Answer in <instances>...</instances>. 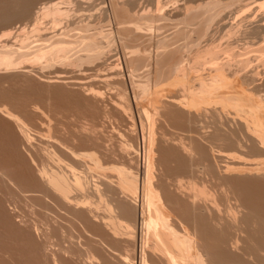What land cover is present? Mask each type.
I'll list each match as a JSON object with an SVG mask.
<instances>
[{"label":"bare ground","instance_id":"6f19581e","mask_svg":"<svg viewBox=\"0 0 264 264\" xmlns=\"http://www.w3.org/2000/svg\"><path fill=\"white\" fill-rule=\"evenodd\" d=\"M82 1L84 0H0V26L1 27L9 26V24L11 26V23L13 22L16 26H13V25L12 26L15 28L16 31L24 32L23 30L25 29L26 26L23 25L24 22L20 23V21L22 22V20L24 21L29 20L30 22L29 25H31L32 27V28L30 27V29L32 30L33 28L36 27L37 24L44 25V23H42L41 20L45 18V16H47L48 19L50 18L49 19L50 21L49 20L48 21L50 23L51 22L53 23L52 27L55 26L54 27L55 29L53 30V28H51V26L48 25L51 28L52 36L49 34L50 29L48 31L43 29V32H46L49 35V36L47 35V38H45L46 36H42V35L38 37V35L35 34L34 35L35 39L31 38V40L33 39L32 42L34 44L32 45L30 43L31 41L30 42L28 41L31 44L30 47H29L30 44L26 42L27 41L26 39H24L25 41L21 40L22 42L23 41L26 42L25 46L28 44V47L27 46L26 47L29 49H25V51L27 52L23 50L26 47L21 46L22 48H20V43L18 41L19 50L21 52L24 51V53L22 54V57H20L18 60H21V58H23L25 55L27 57L30 56L28 55L30 53L28 51H32L33 54L29 58H32L33 61H35L36 59L38 60V58L42 57L41 60L44 59L49 62L48 57H50V60H53L55 62L57 61L60 63V68L58 69V71H60L61 67H63L64 69L66 65H70L71 67L76 63L78 65L79 61L81 63V60L84 61L87 58L88 60L90 59L91 61L98 54H99L98 56L104 57L105 50L101 48L104 46V45L102 46L101 42L103 40V36H105L106 33L104 34L102 33L101 38L99 37L100 39H102L101 41H99V39H96L95 38L96 36L93 37L95 35L94 33H91V36L92 35L93 36L90 37L89 36L90 34L87 36H84L82 32H81L82 35L80 36L81 37L83 36V38L81 39V37L78 36L79 34L76 33L75 35H77L76 38L78 39L74 40V38L72 37L74 33L73 34L69 33V35H66L68 34V32H72V30L74 29V28L72 29L69 27L72 25L71 23L73 22L70 21L71 22L70 24H66L63 18L55 19L56 17L62 16V17H65L67 20L65 18L64 19L68 21L69 23V20L67 17H69L70 19V17L72 16L71 15L72 13L74 15L76 14L74 13V11L77 10L75 8L79 7V5H77L75 8L73 7L77 3L80 4V2ZM86 1L88 0H85V2ZM95 1L96 0H94V2ZM111 1H112L111 3H113V0ZM158 1L159 0H156L157 7L159 4ZM200 1L201 3H198V5L192 6V8L194 7L193 9L191 7H190L191 9L188 7L187 12L190 13V15L194 18V21L192 22V24L197 26V30L199 29L198 33L201 32L199 33V36L197 35V38L199 37L200 40L201 38H203V41H204L205 39L204 37H206L207 34L210 32V28L212 26L214 15L212 16V18L204 20L202 19V14L209 12L213 7H216L222 4V2L226 3L229 0H227L226 2L225 0H200ZM251 1L254 2V3L251 2V5L255 7L257 6V8H260L262 7L261 5H264L262 4L264 3V0H260V1L251 0ZM88 2L86 4H88ZM91 2H89L90 3L89 5H91ZM115 2L114 4H117ZM72 3H75V4L73 5ZM111 3L109 2V4H107L109 6V9L108 10L106 9L107 11L103 10V13H100L98 15H96L97 12L99 13V11L104 9V6H107V5H104L105 3H103L101 7L97 6L98 9L100 8L99 11L98 10H96L97 12L94 11L96 14L94 12H90V14L91 13L95 14V15L93 14V16L91 14V17H88L89 12L86 10L87 6L84 7L85 9H82L83 5H80L82 6V8L79 7L80 11L86 10L87 13L85 15L87 16L82 14V13H85L86 11L80 12L79 10L78 11L81 14L78 12V15L79 14L82 15L80 16L81 19L85 16L82 21L84 22V20H86L87 21V22L85 21L86 25L87 24H93V26H95L96 24L98 26L104 25L103 26L104 28L106 26L109 27L113 25V27L117 28L116 39L122 41V43L123 42L125 43L128 38L132 39L135 50H130V51L124 50L125 54H127L129 58L128 63L130 65L128 67L131 68V70L129 69L127 74L131 76V79L132 78L134 79V77H140V78L145 77L146 79L148 75V71L145 70V66L143 65V63L137 60L138 59L137 57L141 55L139 53L140 49L138 48V46L145 44L150 37H147V36L141 37L140 35H138V33L136 34L135 31L131 30L132 29L131 27H133L132 25L128 26L131 20V16L135 17L134 19H136V17L139 16L141 11H144L143 10L144 8L142 9L143 6L141 7L142 10L138 8L134 0H125L124 3L121 1L120 5L123 3L122 6H117V5L112 6ZM248 3L250 4V2ZM248 3H244V5L248 6L249 5ZM62 4H66L68 6L66 5L62 6ZM70 4H72L73 10L71 9V6H69ZM139 4L141 5V3ZM247 6L246 7L242 6L238 10L234 9L235 12H231V14L233 13L231 17L227 16L226 14H225L226 15L225 17H222V16L219 17V21H221L220 25L218 26L217 24L218 22L215 24L216 27L218 26L222 28V30L220 31H223V29L227 28L228 35L227 34H221V35L229 36L230 34V37L234 36L232 38L229 37L230 39L228 37H226L228 38L227 40L225 39L226 40L225 43H227L228 40H231L232 46L230 43L222 44L224 40L222 37L220 38V40L222 39L221 44L214 43L215 42L214 40L212 41L209 40V42H206L208 41V39L207 40L205 39L206 41H204V45H203V41L201 40L202 46H192L193 51L195 50V54L193 55L194 59H192V61L194 62H192V64H189L190 72H193L195 70L197 71L196 67L198 68V66L199 68L201 67L200 68L201 72L198 73L195 71L196 73L194 75V76H199V77L194 78V79H198L197 80L198 87H196L197 91L195 90L194 92H192V90H190L188 94L183 95V96H181L179 93L178 94L176 93L177 95H179L178 97L161 98V100L166 99L164 102H162L165 105L158 106L157 112L153 111V114L154 113L157 114L159 112L158 114L161 115L166 121L172 120L174 122H177L182 127V130L185 133V134H181L180 136L177 135L178 136L177 138L176 136L172 139H171L172 136L171 137L169 136L170 138L167 137L168 139H171L170 142L167 141L168 139L166 140L165 138L166 135H165L164 136L165 139L164 138L163 139L166 141H164L163 139L161 140H163L164 143L166 142L167 144L166 143L165 144L167 146L165 145L166 147L159 149L161 150L160 151L161 155L159 154L160 157L157 160H155L154 158L156 156H154L155 155L154 154V151H155L154 150V140L155 139L153 136L154 135L153 128L156 124L155 122H157V121H154L155 119L153 118H156V117L152 116V119H151L149 117L150 115H149L148 110L145 108H142L141 106V112L143 113L144 117L147 119V122L150 121L148 125L151 127L150 128L151 131H149L150 130L149 129L148 134L146 133L148 136H146L144 133L141 134L140 148L142 149L141 150L142 155L140 154V158H139L140 162H138L140 164L136 165L135 167H132V165L134 164L131 165V161L128 166L122 165V167H118L119 166L118 164V166L116 167L118 170V173L113 172L115 170L112 171L114 167L113 164H110V166L105 165V167H101L104 165H102L103 163L101 164L99 162L100 160L99 157L105 158L106 156L108 158L111 156L112 157L117 156L118 158L124 161L127 158L136 160L137 157L139 156L138 149L136 147L138 144L133 145L132 143H130L131 141H129L128 143L127 142L128 140L126 141L122 140L124 143L117 145L118 146L117 148L115 146H112V143L111 144L109 143L108 140H111V139H108L106 135H103L104 128H105L104 121H106L107 118H110L111 113H115V115L113 114V116L114 117L118 116L117 117L118 120L120 119L122 123H125L128 125L132 123V121L134 120L133 119L134 117L131 116L132 111L129 113L131 109L130 105L132 104H129V102L122 103L120 100H119L120 101L119 103H117L116 101H111L110 103L108 102L111 110L108 109L109 108L107 107L108 103L106 104L107 106H105L106 101L104 100V102H102V99H101V102L104 103L102 104L99 101L100 99L98 98V95L100 94L96 92V90L91 88V85H89L91 78L90 80H87V82L82 80L83 78H81V81L78 80V81L72 82V80L75 79L76 76H74L75 78L71 77L70 76L71 70H68L70 73H68L66 70L68 68H66L65 70L67 74L69 75H67L64 72H61V71L60 72L66 74L68 77H70V79L73 78L71 79L70 82H69L70 80L69 78L66 79L67 76H65L66 78L64 79L63 77L64 74L62 75L58 74L57 70H56L57 74L55 73L53 74L56 77L47 79V82L50 83V85L51 84L56 85V87L58 85L64 86L67 84L71 86V88L73 89V90H69V91H72L70 93L66 91H61V94H59L60 91L59 92L57 91V93L60 96L59 99L60 100L62 99L63 101V103L61 104L67 103L69 105L70 102H73V103L75 102L76 103L75 108H77V104L79 103L83 105V106L80 105V108L78 107L79 109H81L82 107L84 109V106H85L84 110L87 109V111H85V114H86L85 117L83 114L84 111L83 113L81 112L82 114L80 113V115H82L84 119V124L80 125L82 126V131L84 134L81 136L80 139L73 137L70 139V141L65 142L63 140L64 142H61L59 141L60 137L57 138L58 136L54 135L56 137L55 139V138H50L52 137L50 135L49 138L48 137L46 138L47 140L42 139V138H38L40 139L38 140L36 138L39 142L36 143V140H35L36 144L35 143L33 144L32 141L36 136L31 137L29 135L30 130H28L29 132L27 133V129H26L27 125L22 120H19L17 118L19 115L18 116L15 115L16 117H14L11 111L9 110L2 111L0 108V111H2V113L4 112V116H6V118L11 121L12 126L14 125V127L18 131L16 132L18 133L17 135H19V137H17L19 138L18 140L19 142L16 141L17 145L14 144L16 147L13 148L16 150L15 151L13 150V151L16 153V156H19V158L22 159V162L24 165V168H23L22 162H20L21 160L18 161L19 159L18 158L17 163L18 165L20 163V166H22L23 170L21 171V169H17L19 170L18 174L16 173L17 175L16 174L11 175V172L13 170L11 169L12 171L9 172L10 170L8 171L7 165L5 164V161H4L5 165L4 166L0 165V179H1L0 183H2L3 186L10 185V184L12 185V190L10 189L8 190H10V192L12 191L11 193L14 197L12 195H9L10 197L11 196L13 198L17 197V199L21 200L25 204L26 203L29 204V206L32 205L30 203H33L32 208L29 211L30 214L28 213L30 217L29 216L27 217L23 215L22 213L21 215L16 210L12 212L8 210V208H6V206L4 205V202L6 204L7 200H5L3 196H0V226L2 229H4L5 227L8 230L6 232H10L8 234L12 233L13 240H14V237L16 239L19 238L18 241L20 244L16 243L17 242L16 240L15 241L16 244L14 243L13 245H15V247L20 245L19 247L21 251L23 250L22 254L24 252H28V255L25 258H23V255H22V259H21V256L18 255L21 253H19L20 251L18 252L16 251L17 249L16 247L15 254H10L11 257H13L11 258L10 255L8 254V251L11 253L13 252L12 251L13 249L10 250V248L12 247H10L9 250L7 249L8 248L7 245H10L8 244V242L11 243V241L7 239L8 241L7 242L5 241L4 245L3 243L1 244L0 242L1 258L2 256H4V258L6 259V257L9 256L11 260L13 259L12 260L13 263H11L10 261V264H62V260L65 259V257L63 256H66L67 255L66 253L70 252L72 253L71 255L74 254L73 257L78 256V255L81 256V257L79 256L78 257H79V260L80 258L82 259L79 261L82 264H86V263L95 264V262H98V257L96 256L95 253L98 252L97 248H99L100 246L99 244L96 243L97 246L99 247L93 248L92 246L94 245H91L92 244L91 242H90L91 246L88 244L90 247H88V245L86 246L85 244L89 242L85 243L84 240H82V238L84 237L83 235H86L87 237L89 236L90 239L91 237L92 239L95 237V239L99 240L98 242L103 247L108 249L113 254L119 255L118 257L119 264H156V262H158L157 264L159 263L160 264H264V201L262 200L264 198V196L262 198V195H264V105L261 106V104L258 103L259 100L261 101V98H260L261 96L259 95L260 97H258V93L260 91L259 84L264 77L262 78L261 76H259V74H261L260 71H257L256 69L253 70L254 67L253 68L249 67L250 69H252V71L249 70L248 66L251 65L250 60L246 59V61H248L247 62L248 65H246L247 63L244 65L245 61L242 60V58L240 60L239 56L238 57L236 56L238 55L239 51H237V54L234 53V51L238 48L237 46H239V45L237 46L234 45V44H237V42L235 43L234 41H238L242 37L246 39L249 38L248 40H251L250 38L256 37L254 39L258 38V42L261 43L260 45L257 42L259 44L257 51L260 50L259 52L263 53V54L259 53L258 57L260 56L261 58L259 57L260 58L259 59L257 57L260 61H258L257 59L256 62H258L257 64L259 63L261 64L264 61L263 60L261 62V59H262L261 55L264 56V36L262 35L264 34V13L263 14L261 13V10L263 9V7L260 8L261 10L260 9L255 10L256 8L253 7L254 10L252 11L253 12L256 11V12H254L255 14H253L252 16V14L246 13V9L247 10L248 8L249 10L252 9L249 6L247 8ZM91 7L90 8L88 7L87 9L91 10ZM93 7L91 11H93L94 9ZM244 7L246 8L243 10L245 12V15L242 12V9ZM234 10H229V13L230 11H234ZM249 10L247 12H250ZM219 11H224V9L223 10L221 9ZM219 11L218 13H220ZM241 14L244 16L245 20L247 19V16H248V19L250 17L249 15L252 16V18L250 17L251 20L247 19L249 22L246 20L248 24L247 23L244 24L243 21L245 20L243 19H240L241 21L243 20L242 21L243 24L240 23L241 21H239L238 18H241L239 17ZM142 15H143V12L141 13L139 17H141ZM74 17L73 16L71 17L72 20H74L73 19ZM51 18L54 20L52 21ZM128 18H130L129 21H128ZM58 19L63 20L65 24L63 25L62 21L60 22ZM75 20L76 21L74 23L78 24L79 21L77 20H80V19L75 18ZM40 21L42 24L39 23ZM82 21L80 20L81 23L78 25L80 26L82 25V27L85 26L86 28V25L85 24L83 25ZM18 22L20 24H16ZM246 24H247V27L248 26L249 27L245 29L244 27L246 26ZM58 26H60V28ZM233 26H236L237 28ZM82 27L80 29L81 31L82 29H84ZM108 27L106 28L108 29V31H110L109 29L110 27L109 28ZM231 27L237 30L231 31ZM48 28H45V29H48ZM67 28L71 30L68 29L69 30L68 31L66 30ZM88 28L89 27H87L86 29ZM35 29L33 31L36 32L37 29L36 30ZM240 29L242 30V34H241L243 35L242 37L238 35L237 33H235V31L236 32L238 31V33H240L241 32L239 31ZM83 32H86V30L84 29ZM103 32H106V31H103ZM231 32H234V33H231ZM234 34H236L240 38L236 40L238 38L236 36V39L233 41L232 39L235 38ZM108 35L109 33L106 35L107 38H108ZM35 36H37V38ZM24 37H26V35ZM16 38L18 40V38L20 39L21 36L16 37ZM105 38L106 37H104V39ZM178 38H180L179 35L171 38L170 40L171 43L176 42V39ZM206 38H209V37H206ZM215 39L218 40L219 38L218 39L215 38ZM246 39H244V41ZM54 41H57V42H54ZM106 41L108 40H104L103 42L107 44L108 42ZM240 41H243V40L242 39L239 40L238 44ZM255 41L253 40L252 42L254 43ZM7 42L9 44V40H7ZM1 44L6 45L7 43L2 42L0 43V45ZM13 45H15V43ZM13 45L11 44L8 46L14 47ZM16 46L14 48L17 51H19L16 48ZM3 47L6 48L3 45L0 48H2V50L4 51L5 49H3ZM160 47H161L160 43L159 45L156 44L157 52L160 51ZM100 48L104 50V51L102 50L104 53L102 51L100 53V50H101ZM233 48H236V49L233 50ZM10 50L7 51V48H6V53L13 52L12 50L11 51ZM17 51L14 50L15 53L13 54V56L17 53ZM20 51L18 53H20ZM97 51L99 53H97ZM190 51L192 52V50ZM2 52L0 51V62H4V65L5 64L7 65V63L5 62H8L9 64L10 63L13 64L15 62L14 60H11V59L14 57L16 58L17 55L10 58L9 56L10 54L7 55L5 51L2 54ZM93 52H95V56L93 55L94 57L93 56L92 58H89V56L86 57L88 53L90 55V54H93ZM224 54H225L224 57L227 58L226 60L221 57ZM234 54L237 57V63H236V59L233 60V62H235L234 63L235 66H232L234 64L231 63L230 59L234 56ZM83 56H85L84 60L82 59ZM206 56L208 60H206L207 58L205 59ZM219 57H221V59L223 60L222 62H219V60H221ZM97 58H95V60H97ZM202 58H203V61H202ZM101 59L103 60V58ZM27 60H29V62L31 61L30 59H27ZM88 60H86V62ZM90 61H88L89 64H90ZM103 61L98 62V64H102L101 62H103L104 64L102 65H105V59ZM201 61L203 62L204 65L201 64ZM94 62H97V61H93V63ZM51 63L52 62H50L49 64ZM88 63L87 64L85 63L86 64L85 68L90 66V65L87 66ZM205 63H207V65ZM2 64L3 63H0V65ZM27 64L29 65L30 63H26V65ZM120 64L116 63L114 64V66L115 65L118 66ZM155 64H157V66L159 67V60L158 61L156 60ZM93 65L94 64H92V66L90 67H93ZM102 65H99V66H102ZM178 65L180 64L176 63L175 65L172 66L173 77L176 79V81L181 82V84H183L182 85L183 87L181 88H184V86L187 85L185 82L186 80L183 79V76L181 77L180 73L182 72L184 73L185 69H182L180 65V70H178L179 68ZM262 65L264 64L262 63ZM57 66L59 67L58 64ZM75 66L76 65H74V67ZM124 66H126V64ZM203 66H205L204 67L205 69L208 67L207 69L209 71L203 68V72H202ZM261 66L258 65L257 67H261ZM32 67H33V64H32ZM32 67L30 68L32 69ZM66 67H69V66H66ZM71 67H69V69ZM24 68H26V66ZM30 68L28 67V69L26 70H31ZM118 68L119 70H117V72L115 71L116 73L112 71L115 75L112 74L111 76V71H110L111 69L109 68H108V70L110 71L109 75L111 77L108 76L107 70L106 72H104V75L105 73H107L106 75L109 78H111L112 80L115 79V81L113 82L111 80V83L109 85H111L112 83L114 85L116 83L118 85L117 87H120V86L124 87L123 89L124 92H121L122 91L121 89L119 94L117 93L118 96L128 95L127 93L129 92L127 91V86L125 87L126 80L128 81V79L125 78L126 80L124 84V81L122 82V78H121L120 79L121 82L119 83L118 79L123 76V75L122 76L120 75V72H121L120 70L123 67L121 68L118 67ZM118 68L116 67V69ZM192 68H193V71H191ZM244 68H245V71L242 72V69L244 70ZM63 69L62 71H65ZM140 69H142L143 71L136 72ZM248 70L250 71V73ZM49 71H52V70H49ZM76 72L74 71L72 73H76ZM82 72L80 73L82 74ZM87 72H85V75L87 74ZM153 72L155 76L153 75V73L151 74V77L153 78V80H152V84L150 87H157L160 84L161 77H163V74H162L163 72L159 70V68ZM253 72H256V74L257 72H259L257 74L258 77ZM23 73H24V70H23ZM27 73H30V72H27ZM71 75H74V74H71ZM104 75H103V78H100L101 76L97 77V75L95 77H97V79H102V80H106V78L108 79L107 76H105L106 78L104 79ZM117 75L119 76L118 79H116ZM50 77H52V75ZM260 77L262 78L261 80H260ZM189 78H190L189 80H191V77ZM94 79L96 80V78ZM258 79L260 81L257 83L256 81ZM117 80H118V83L121 85L117 83ZM139 80L141 82L142 78ZM34 82L36 81L34 80ZM135 83H132V84H135ZM114 86L116 89V85ZM114 86L110 87V89L111 88L113 89ZM133 87L131 85V88ZM24 88L25 87H23V90ZM57 88L55 89L59 90ZM148 88L149 87H147V85L142 86V97L145 95H150L151 91L148 92L149 91ZM181 88L179 87V90ZM60 90H63V89L60 88ZM257 90L259 91L257 92ZM6 91L7 90H5V92ZM5 92H3V96ZM185 92L183 91L182 93L185 94ZM7 93L8 92H6V94ZM257 97H258V100H257ZM138 98H141V96ZM54 99L57 100L56 97ZM34 100L35 99H33V102H35ZM97 100L101 103L100 105L102 106L104 105L105 108L98 105ZM36 101L39 102V99L36 98ZM135 103L137 104L136 98H135ZM17 104H18V101H17ZM19 104L22 105V103H19ZM99 106L102 109H100ZM197 106L199 107L198 109L199 111L195 113L196 111L194 112L195 109L193 108H196ZM78 108L76 110L74 108L73 109L74 111H78ZM155 109L157 110V108ZM67 110L68 109H65V112ZM72 111L73 110H71L70 113H72ZM62 112H64V108ZM30 113H32V111ZM64 114H65V117L67 118V114L66 113ZM75 114H78V113L76 112ZM56 115L54 117H56ZM54 117L52 118L54 119ZM65 117L59 116L56 119L64 120L66 119ZM70 117H73L72 114H70L68 119L70 121L73 120V118L70 119ZM111 118L113 117L111 116ZM56 119H55V122L54 121L53 122L57 123L58 125L60 122L59 120H56ZM66 121L67 119L63 122H66ZM50 124H53V123L50 122ZM57 125H54V126L56 127ZM179 129L181 130V128ZM49 130H48V133H49ZM144 135L147 137L146 139ZM47 136L49 135L47 134ZM130 138L131 137H129V139ZM77 140H80L83 143L85 142L84 143L85 148L80 149L79 148L80 145L78 144ZM12 141L15 142V140H12ZM108 144L110 145L108 146ZM113 145H116V144L113 143ZM1 148L2 147H0V150ZM20 151H23L22 155ZM15 153L12 154L13 158H14ZM99 153L100 155L102 153L104 156L102 155L99 156ZM132 156L136 158L133 157L134 158L133 159ZM112 157H111V160L113 159ZM86 158H88L87 161L89 160L90 163L87 161L86 162L84 161V159ZM102 159L103 158H101V160ZM108 159H109L108 163H111L110 158ZM170 162H173V164H170ZM88 163L90 165H88ZM157 165L163 166L165 170L169 171L168 172L169 175L165 176L167 173H165V175L161 173L163 176H165V178H163L161 174H160L161 178L154 177L153 171H154V167H156ZM5 166L7 169L5 168ZM107 166H108V169L109 167H112L110 168L111 170H107V172L111 171L110 173L116 174V175L113 174L114 175L113 176L108 173L109 175L115 177L114 179L111 176H109L107 173H106L107 175L104 174L106 170L103 172L99 170V168L105 169ZM11 167L9 166V169ZM156 176L160 177L159 175H156ZM168 176L169 178H166ZM154 178L155 179L157 178V180L159 179L160 180L157 181V183H155ZM112 191L114 192L112 193ZM162 202H165V203H162ZM129 203L133 204V206H131V204L129 205ZM101 206L107 211V215L102 217V215H104L102 214L100 216V219L103 223H105V225L108 226L107 230H109L108 232H110L109 235L110 236L112 235L115 238L116 237L118 238L117 235H122L121 238L124 237L128 239V241L130 242V246H131L130 251H128V249L125 248L124 249L125 251L122 249L124 253H117L119 251L115 250L117 248L116 246H115L116 247L115 249L112 248L113 246L111 247L107 243L106 240L105 242L104 240L99 238L100 235L97 234L99 236L97 237V235L94 233V231H96L97 228L99 227L97 225L99 222L97 224L96 222L100 221V219H97L99 218L98 217L99 213L96 214V211L99 212L98 209H102ZM68 215L74 218H77L80 222L81 232L76 231L78 232L76 233V235H73L74 233H71V231H70L71 234L68 233L69 231L68 232L66 231L65 223L67 222L66 219ZM16 217L18 219H16ZM104 229H106V226L105 228L103 226V230ZM98 231H99V228H98ZM13 234H15L14 237H13ZM7 236L8 238L10 237V240H11V236L9 235ZM16 236H19V237H16ZM109 237L107 238L109 239ZM122 244H124V242ZM84 245H85V249L83 250H85V253L80 255L81 250L78 251V248L80 249L82 246L84 247ZM71 246L74 247V249L71 248ZM5 252H7L8 256ZM129 252H134V253L133 255H131ZM5 254H6V257H5ZM13 255H18L19 257L18 256H15V257L18 259V261L20 259L21 260L19 262L18 261L16 262L17 259L15 260ZM4 258L2 262L5 260ZM74 259H78V258H74ZM7 261L9 262V260ZM118 263L111 262V261L109 262V261L104 260L101 264H118Z\"/></svg>","mask_w":264,"mask_h":264},{"label":"rangeland","instance_id":"374dc122","mask_svg":"<svg viewBox=\"0 0 264 264\" xmlns=\"http://www.w3.org/2000/svg\"><path fill=\"white\" fill-rule=\"evenodd\" d=\"M91 2V5H92V7L94 8L93 9V11H91L92 10V7H91V5H89L90 3L89 2ZM88 1H86L85 2V0L84 1H82V2H80V4H76L74 7L72 6V4L74 5L75 3H72V4H70L69 6H71V9L73 10V8H75L77 5H79V7H81L82 8V6H80V5H83V8L82 9H85L84 7H86V10L89 12V15H88V17H91V14H92V16H93V14L95 13V12H97L96 10H98L99 11V9H98V7L100 6L101 7V5L103 4V3H105L104 5H107V4H109V2L111 3L112 1L110 0H96L95 2H94V0H88ZM101 1V2H100ZM116 0H113V3H111L112 4V6L113 5H117V6H122L123 5V3L125 2V0H117L116 2H115ZM121 1L123 2L121 5H120V3H121ZM137 1V2H136ZM227 0H225V2H226ZM260 1V0H259ZM85 2V3H84ZM88 2V4H86ZM114 2L115 3H117V4H114ZM134 2L137 4L136 6L138 7V8H140L141 9V7H142V9L144 10V11H141V13L143 12V15L141 16V17H139L140 15H141V13L139 14V18L138 17H136V19H134L135 17H133V16H131V20H130V18H128V21L130 20V22H129V24H128V26H130V25H132L133 27H131L132 29L131 30H133V31H135L136 32V34L138 33V35H140L141 37L143 36H147V37H150L148 40H147V42L145 43V44H142V45H140V46H138V48L140 49V54L141 55H139V57H137L138 59V61H140V62H142L143 63V65L145 66V70L146 71H148V75H147V78L145 79V77H141L142 78V80H141V82H140V80L139 79H141L140 77H134V79L132 80L131 79V76H129V74H127L128 73V71H129V69L131 70V68L130 67H128L130 64L128 63V56H127V54H125V52H124V50L125 51H130V50H135V47H134V43H133V40L132 39H130V38H128L127 40H126V42L124 43H122V41H120V40H117L116 39V35H117V28L116 27H113V25H111V26H106V27H108L109 29H110V31H108V29L105 27H103L102 25H95V26H93V24H85V21L86 20H84V22L82 21L83 20V18L85 17V16H87V15H85L86 13H87V11L86 10H84V11H86L85 13H82L83 15H85L82 19H81V17L80 16H82V15H80L81 13L80 12H82V11H80V8L79 7H77V8H75V9H77L76 11H74V13H76L75 15L72 13H70L73 17L74 16H76V17H74L73 19L74 20H72V16L70 17V19H69V17H67L68 18V20H69V23H68V21H66L67 19L65 18V17H56L55 19H57V18H63V20L65 21V23L66 24H70L71 22L70 21H72L73 23H71L72 25V27L71 26H69L70 28H74V29H76V30H72V32H68V34H66V35H69V33H71V34H73L72 35V37L74 38V40H77L78 38H76V36L77 35H75L76 33L77 34H79L78 36L79 37H81L80 35H82V33H83V35L84 36H87V35H89L90 37H92L91 36V33H94L95 35L93 36V37H95L96 39H99V41H101L102 39H100L101 38V36H102V33L104 34V33H106L105 34V36H103V40H102V46L103 47H101V48H103V49H99L100 50V53H101V51L105 54H102V55H104V57L102 56H98V55H96V57H94L95 56V52H93V54H90L89 55V53H88V55H86V57H88L89 56V58H92V56L94 57L91 61H90V59L88 60V58L87 59H85V56H83L82 57V59L84 60V61H82L81 60V63H80V61L78 62V65H77V63L76 64H74V65H76L75 67H74V65L71 67L70 65H66V66H69V67H71L70 69H69V67H64V69H63V67H61V72H64V73H66L67 74V72L68 73H70L68 70H71V74H74V75H71L70 74V76L71 77H74V76H76V78L75 79H73V78H71V79H73L72 80V82L73 81H81V78H83L82 80H84L85 82H87V80H90V78H91V80H90V82H89V85H91V88H93L94 90H96V92H98L100 95H98V98L100 99L99 101L101 102V99H102V102H104V100L106 101L105 102V106H107L106 104L109 102H111V101H116L117 103H119L120 101L122 102V103H127V102H129V104H132V105H130V107H131V109H130V111H129V113L132 111V114H131V116L132 117H134L133 119V121H132V119H131V121H132V123L130 124V125H128V124H125V123H122V121L119 119L118 120V116H113V114L115 115V113H111L110 115L114 118H111V116H110V118H107L106 119V121H104L105 123H104V126H105V128H104V133H103V135H106V137L108 138V139H111V140H108L109 141V143L111 144L112 143V146H115V147H117L118 148V146L117 145H119V144H123L124 142V140L126 141V140H128L127 142L129 143V141H131L130 143H132L133 145H136V144H138L136 147H137V149H138V157H137V159L136 160H132L131 158H127V159H125L124 161L123 160H121L120 158H118L117 156H114V157H112L113 159L111 160V157H108V158H110V162L111 163H108L109 162V159L105 156V158L104 157H101V158H103L102 160H101V158L99 157V159L101 160H99V162L102 164V165H104V166H101V167H105V165H109L110 166V164H113L114 165V167H115V169H114V167H113V169H112V171L113 170H115V171H113V172H117L118 173V170H117V166H118V164H119V166L118 167H122V165H125V166H128L129 165V163H130V161H131V165L132 164H134V165H132V167H135L136 165H139L140 163H138V162H140V154L142 155V149L140 148V141H141V134L142 133H144L146 136H148L147 134H148V132L149 131H151V127L148 125V123H150V121L149 122H147V119L144 117V115H143V113L141 112V106H142V108H145V109H147L148 110V112H149V117L152 119V116H155L156 118H153V119H155L154 121H157V122H155L156 124H155V126H154V130H153V133H154V156H156V157H154L155 158V160H157V159H159V157H160V155H161V150H159L160 148H164V147H166L167 145V143L165 144L164 142H163V140L166 138V140L168 139V138H170L171 136V139L172 138H174L175 136H176V138L178 137V136H180L181 134H185L184 133V131L182 130V127L177 123V122H174V121H172V120H164V118L161 116V115H159L158 113L156 114V113H154L153 114V111L154 112H157L158 111V106H164L165 104H163L162 102H164L166 99H162L161 100V98H170V97H178L179 95H177L178 93L181 95V96H183V95H186V94H188L189 93V91L190 90H192V92H194L195 90L197 91V88L196 87H198V85H197V80L198 79H194V78H196V77H199V76H194L195 75V73L196 72H198V73H200L201 72V67L199 68V66H198V68L196 67V69H197V71L195 72V71H193V68H192V70L191 71H193V72H190V65L189 64H192V62H194V61H192V59H194V57H193V55L195 54V50L193 51V49H192V46H202V41H203V38H201V40H200V38L198 37L197 38V35L199 36V33H201V32H199L198 33V31H199V29L197 30V26L196 25H193L192 24V22L194 21V18L190 15V13H188L187 12V8L189 7H191L192 8V6H196V5H198V3H201V1L200 0H159L158 1V7L156 6L157 5V2H156V0L155 1H153V0H134ZM248 2H250V4L248 3ZM251 2L252 3H254L253 1H251V0H246V2H245V0L244 1H242V0H229L228 2H226V3H224V2H222V4H220V5H218V6H216V7H213L209 12H207V13H204V14H202V19H204V20H206V19H209V18H212V16L214 15V18H213V21H212V26H211V28H210V32L207 34V36L206 37H209V38H206V37H204L206 40L208 39V41H206L205 39H204V41H206V42H209V40L210 41H212V40H214L213 42L214 43H216V44H221L222 43V39L220 40V38L222 37L224 40H223V43L222 44H224L225 43V41L230 37V34H229V36H227L228 35V32H227V28L226 29H223V31H220V30H222V28H220V27H218L219 25H220V23H221V21H219V17H225L226 15L227 16H229V17H231V15L233 14H231V12H235V10L234 9H236V10H238V9H240V7H242V6H247V5H244V3H248L249 5H251ZM94 5H93V4ZM139 3H141V5L139 4ZM260 3V2H259ZM67 4V3H66ZM66 4H62V6L63 5H66ZM84 4H85V6H84ZM119 4V5H118ZM140 5V7H139V5ZM262 4H264V3H262ZM89 5V6H88ZM248 5V6H249ZM255 5V4H254ZM261 5V4H260ZM66 6H68V5H66ZM98 6V7H97ZM248 6H247V8H248ZM262 7H263V9H264V5H261ZM73 7V8H72ZM90 8L91 7V10H89V9H87V8ZM106 7V8H105ZM136 7V8H137ZM243 8L242 9V12L244 13V15H245V12L243 11L244 9H246V8ZM250 8H252V9H250L249 10V8H248V10L251 12H247L248 10L246 9V13H249V14H252V16H253V14H255L254 12H256V11H252V10H254L253 9V7H255V6H253V5H251V6H249ZM262 7H260V8H262ZM70 8V7H69ZM79 8V9H78ZM102 8H103V6H102ZM101 8V9H102ZM137 8V9H138ZM190 8V9H191ZM194 8V7H193ZM192 8V9H193ZM256 9L255 10H257V9H260V8H257V6L255 7ZM108 10L109 9V6L107 5V6H104V9H102V10H100L99 11V13L97 12V14L96 15H98V14H100V13H103V10ZM141 9V10H142ZM223 10L224 9V11H219V10ZM261 10V13L263 14L264 13V10ZM80 12H79V11ZM106 10V11H107ZM229 10H234V11H230V13H229ZM83 11V12H84ZM95 11V12H94ZM218 11L221 13H218ZM73 12V11H72ZM78 12L80 13L79 15H78ZM90 12H94V13H91L90 14ZM213 12V13H212ZM228 12V13H227ZM241 12V13H242ZM242 13V14H243ZM94 14V15H95ZM215 14H217V15H215ZM219 14V15H218ZM226 14V15H225ZM238 14V13H237ZM241 14V15H242ZM248 14V15H249ZM239 16V17H241V18H238V20L239 21H241L240 19H243V20H245L244 19V16L242 15V16ZM60 16V15H59ZM130 16V15H129ZM217 16V17H216ZM247 16V15H246ZM251 18H252V16L251 15H249ZM51 17V16H50ZM133 17V18H132ZM250 17H249V19H250ZM66 20H65V19ZM75 18L77 19V18H79L81 21H82V24L84 25H86V28L87 27H89L88 29H86L85 28V26L84 27H82V25L80 26V25H78V24H80L81 22H80V20H77V21H79L78 22V24H76V23H74L76 20H75ZM218 18V19H217ZM50 19V18H49ZM48 18H47V16H45V18H43L41 21H42V23H44V25H40V24H37L36 25V29L35 28H33L32 30L30 29V27H31V25H29L30 24V22H29V20H22V22L20 21V23H23V25L24 26H26L25 27V29L23 30L24 32H20V31H16L15 30V28L13 27V26H16L13 22V24L11 23V26H10V24H9V26H10V28H9V26H6V27H8V28H6L5 26L3 27H1L0 26V29L2 30H0V43H7L8 44V42H7V40H9V44L8 45H13L14 43H15V45H13L14 47L16 46V44H17V46H16V48L19 50V44H18V41H19V43H20V48H22V47H28V44L25 46V43L26 42H30L32 45L34 44L32 41H33V39H35L34 38V35L36 34V35H38V37L39 36H46L45 38H47V35H48V33H46V32H43V29L44 30H49L50 32H49V34L52 36V31H51V28H53V30L55 29L54 27H52L53 26V23L51 24L49 21ZM52 19V18H51ZM221 19V18H220ZM247 19H248V16H247ZM246 19V20H247ZM248 19V20H249ZM49 20V21H48ZM54 19H52V21H53ZM60 22L62 21V24L64 25L65 23H64V21L63 20H60V19H58ZM57 20V21H58ZM218 20V21H217ZM242 20V21H243ZM246 20L245 21H243L244 22V24L245 23H247L246 22ZM247 20V21H248ZM251 20V19H250ZM27 21V22H26ZM41 21L39 22V23H41ZM46 21V22H45ZM132 21V22H131ZM242 21L240 22V23H242ZM26 22V23H25ZM59 22V23H60ZM87 22V21H86ZM218 22V23H217ZM249 22V21H248ZM19 22L18 23H16V24H20ZM41 23V24H42ZM50 23V24H49ZM214 23V24H213ZM218 24V26L216 27V25L215 24ZM61 24V23H60ZM75 24V25H74ZM243 24V23H242ZM248 24V23H247ZM247 24H246V26L245 25H243V26H245L244 28L246 29V28H248L247 27ZM13 25V26H12ZM48 25H50L51 26V28H50V26H48ZM92 25V26H91ZM40 26H42V27H40ZM62 26V25H61ZM213 26H215V27H213ZM13 27V28H12ZM39 27V28H38ZM49 27V28H48ZM59 28H60V26H58ZM81 27L82 28H84L85 30H86V32H83V30L84 29H82V31L80 30L81 29ZM215 29H213V28ZM233 27H235V28H237L236 26H233ZM233 27H231V31H234V30H237V29H234ZM32 28V27H31ZM42 28V29H41ZM45 28H48V29H45ZM79 28V29H78ZM239 28V27H238ZM241 28V27H240ZM244 28H242V29H244ZM9 29V30H8ZM36 30V32L35 31H33V30ZM69 28H67L66 30H68ZM106 29V30H105ZM211 29H213V30H211ZM217 29V30H216ZM11 30V31H10ZM65 30V31H66ZM69 30H71V29H69ZM68 30V31H69ZM88 30V31H87ZM226 30V31H225ZM4 31V32H3ZM9 31V32H8ZM103 31H106V32H103ZM107 31H108V33H109V35H108V38H107ZM214 31V32H213ZM239 31H241L240 33H238V31L236 32L235 31V33H237L238 35H240L241 37L243 36V35H241L242 34V30L240 29ZM21 34H20V33ZM82 32V33H81ZM134 32V33H135ZM227 32V33H226ZM8 33V34H7ZM10 33H11V35H10ZM13 33V34H12ZM29 33V34H28ZM45 35H44V34ZM81 33V34H80ZM86 35H85V34ZM213 33H214V35H213ZM217 33H219V34H217ZM231 33H234V32H231ZM4 34V35H3ZM70 34V35H71ZM213 36H212V35ZM221 34H227L226 36L225 35H221ZM18 35H20L21 36V38L19 39L18 38V40H17V38L16 37H20V36H18ZM26 35V37H24ZM180 36V38H178V39H176V42H172L171 43V38H173L174 36ZM210 35V36H209ZM216 35H218V36H216ZM221 35V36H220ZM235 35V38H233L232 40L234 41L235 39H236V34H234ZM263 36H264V34H262ZM49 36V35H48ZM50 36V37H51ZM12 37V38H11ZM28 37V38H27ZM29 37H30V39H29ZM36 38H37V36H35ZM89 37V38H90ZM100 37V38H99ZM104 37H106L105 39H104ZM170 37V38H169ZM211 37V38H210ZM226 37H228V38H226ZM232 37H234V36H232ZM232 37H230V38H232ZM238 38L236 39V40H238L240 37L239 36H237ZM23 38V39H22ZM31 38H33L32 40H31ZM44 38V37H43ZM83 38V36L81 37V39ZM84 38H86V37H84ZM215 38H219L218 40H216ZM229 38V39H230ZM244 37H242V38H240L239 40H243V41H240L239 42V44H238V41H234L235 43L237 42V44H234V45H239V46H237L236 48H233V50L234 49H236L235 51H234V53L235 54H237V51H239L238 52V55H236L237 57L239 56V59L241 60V58H242V60H244L243 62H244V65L248 62V61H246V59L247 60H250V64L252 65H250V66H248V68L250 67V68H253V70L254 69H256L257 71H260V73L261 74H259V76H261L262 78L264 77V65H262V63L264 64V56L263 55H261L262 56V59H261V64L259 63V64H257L258 62H256V60L260 57H258V55H259V51L260 50H258L257 51V48L259 47L258 45L260 44L261 45V43H259L258 42V38L257 39H254V38H256V37H254V38H250L251 40H248V39H246V38H244V39H246L245 41H247V42H245L244 41V39H243ZM24 39H26L27 41L26 42H24L25 40ZM226 39V40H225ZM255 41V40H257V41H255L254 43L252 42L253 40ZM11 40V41H10ZM21 40H24L23 42L21 41ZM104 40H108V41H106V42H108L107 44L105 43V42H103ZM166 40V41H165ZM21 41V42H20ZM58 41V40H57ZM57 41H54V42H57ZM98 41V40H97ZM204 41H203V45H204ZM220 41V42H219ZM229 41H231V40H228L227 41V43H225V44H228V43H232V41L231 42H229ZM11 42V43H10ZM28 42V43H29ZM39 42H41V41H39ZM206 42H205V44H206ZM248 42H250V43H248ZM259 44H258V43ZM29 43V44H30ZM100 43V44H101ZM105 43V44H104ZM159 43H160V45H161V47H160V51L159 52H157L156 51V44H158L159 45ZM248 43V44H247ZM6 44V45H7ZM22 44V45H21ZM31 44L29 45V47L31 46ZM2 45L3 46H5L6 48H7V51L8 50H12L13 52L11 53H6V48H4L3 47V49H5L4 51H5V53L8 55V54H10L9 56H10V58H12V57H14L15 55H17L16 56V58L14 59V58H12L11 60H14L15 62L13 63V64H9L8 62H5V63H7V65L5 64L4 65V62H0V63H3L2 65H0V108H1V110L2 111H6V110H9V111H11V113L14 115V117H16V116H18L17 118L19 119V120H22L26 125V129H27V133L29 132L28 130H30V132H29V135L32 137V136H36L34 139H33V144L35 143V140H36V143L37 142H39L38 140H40V139H38V138H42V139H45V140H47L46 138L48 137H50V135L52 136V137H50V138H55L56 139V137L54 136V135H56V136H58L57 138H59L60 137V140L59 141H61V142H66V141H70V139L71 138H73V137H76L77 139H80L81 138V136L84 134L83 133V131H82V126H80V125H82V124H84V119H83V116L82 115H80V113L82 112L83 113V111H84V117H85V111H87V109L86 110H84L85 109V106H84V109H83V107L81 108V109H83V110H81V109H79L80 108V105L81 106H83L82 104H79V106H78V104H77V108H78V111H74V109L76 110L77 108H75V106H76V103L74 104L73 102H70L69 103V105L67 104V103H65V104H61V103H63V101H62V99L60 100L59 98H60V96H59V94H61V91H66V92H72V91H69V90H73L72 88H71V86H69V85H58L57 87H59V88H57L56 87V85H50V83H48L47 82V79H50V78H54V77H56L55 75H53L54 73L55 74H57V71H58V69L60 68V63L59 62H55V61H53V60H50V57H48L49 58V62L48 61H46V60H41L42 59V57L41 58H38V60L36 59H34L35 61H33V59L32 58H29V57H31V55L33 54V52L32 51H28V52H30L28 55H30V56H24L23 58H21V60H18L20 57H22V54L24 53V51H25V49H29V48H24L22 51L23 52H21L20 50V53H18L19 51H17L14 47H12V46H6L5 44H1L0 45V47H2ZM24 45V46H23ZM234 45H233V47H234ZM22 46V47H21ZM101 46V45H100ZM231 46H232V44H231ZM10 49H9V48ZM12 47V48H11ZM185 47V48H184ZM240 47V48H239ZM245 47V48H244ZM124 48V49H123ZM1 50V52L3 51L2 50V48H0ZM186 49V50H185ZM239 49V50H238ZM10 50V51H11ZM14 50L15 51H17V53L13 56V54L15 53L14 52ZM31 50V49H30ZM33 50V49H32ZM98 50V51H99ZM190 50H192V52L190 51ZM3 51V52H4ZM97 51V53H99ZM3 52H2V54H3ZM25 52H27V51H25ZM32 52V53H31ZM85 52H87V51H85ZM4 53V54H5ZM82 53H83V51H82ZM96 53V54H97ZM12 54V55H11ZM86 54V53H85ZM84 54V55H85ZM235 54H234V56H235ZM260 54H263V53H260ZM97 56H98V58H97ZM225 56V54L224 55H222L221 57L223 58V59H227L226 57H224ZM231 56V55H230ZM233 56V55H232ZM233 56V57H234ZM232 57L231 59H230V61H231V63H235V62H233V60H235L236 59V63H237V57ZM45 57H47V56H45ZM44 57V58H45ZM99 57H100V59H99ZM209 57V56H208ZM221 57H219L220 59H221ZM258 57V58H257ZM47 58V59H48ZM95 58H97V60H95ZM101 58H103V60L105 59V65H102V64H104L103 62V60L101 59ZM207 58V56L205 57V59ZM230 58V57H229ZM261 58V57H260ZM259 58V59H260ZM27 59H32L30 62H29V60H27ZM46 59V58H45ZM100 61H103V62H101L102 64H98V62H100ZM116 59V60H115ZM258 59V61H260ZM27 61V62H25V61ZM86 60H88V61H90V64L88 63V61L86 62ZM158 61L159 60V67L157 66V64H155V61ZM199 60V59H198ZM206 60H208V58L206 59ZM22 61V62H21ZM24 61V62H23ZM43 61V62H42ZM44 61H46L48 64L50 63V62H52L51 64H47L46 62H44ZM93 61H97V62H94L93 63ZM119 61V62H118ZM202 61H203V58H202ZM201 61V64H203V62ZM223 60L221 59V60H219V62H222ZM35 62V63H34ZM54 62V63H53ZM84 62V63H83ZM196 62V61H195ZM225 62V61H224ZM21 63V64H20ZM23 63V64H22ZM26 63H30L29 65H28V67L30 68V67H32V64H33V67H32V69L31 70H26V69H28V67H27V65H26ZM59 65V67L57 66V64ZM80 63V64H79ZM88 63V65L87 66H92V64H94L93 65V67H86V68H88V69H86L85 68V66H86V64ZM96 63H97V65H96ZM107 63V64H106ZM120 64V65H118V66H114V64ZM180 64L181 65V68L182 69H185L184 70V73L182 72V73H180V75H181V77L183 76V79H185L184 81L186 82V84H184V85H186V86H184V88H181V87H183L182 85L183 84H181V82H178V81H176V79L173 77V70H172V66L173 65H175V64ZM253 63V64H252ZM9 64V65H8ZM17 64V65H16ZM43 64H45V65H43ZM53 64V65H52ZM126 64V66H124ZM196 64V63H195ZM198 64V63H197ZM206 65H207V63H205ZM50 67H48V66ZM56 66V68H55V66ZM99 65H102V66H99ZM180 65H178L179 66V68H178V70H180ZM204 65V64H203ZM246 65H248V63L246 64ZM253 65H255V66H253ZM261 66V67H257V66ZM7 66V67H6ZM19 66H21V67H19ZM26 66V68H24ZM53 66V67H52ZM63 66V65H62ZM188 66V67H187ZM195 66V65H194ZM208 66H209V64H208ZM232 66H235V64L234 65H232ZM5 67V68H4ZM84 67V68H83ZM111 67V68H110ZM113 67H115V68H113ZM116 67L118 68V67H123L119 72H120V75L122 76V77H120L119 79H118V75L116 76L117 78L116 79H118L119 80V83L121 82V78H122V82L124 81V84H125V78H127L128 79V81L126 80V85H125V87L127 86V91L129 92V93H127V91H126V93L128 94V95H121V96H118L117 95V93L119 94V92H120V90L122 89V91L121 92H124L123 91V89H124V87L122 86H120V87H117L118 85L115 83L114 85H116V89H115V86L113 85V83L111 84V85H109L110 83H111V78H109L108 76H110L109 74H110V71H111V76H112V74H114L112 71H116L117 72V70H119V68L118 69H116ZM154 68V70H153V68ZM205 66H203L202 67V72H203V68H204ZM14 68V69H13ZM34 68V69H33ZM37 70H36V69ZM55 68V69H54ZM66 68H68V69H66ZM83 68V69H82ZM107 68V69H106ZM108 68L109 69H111L110 71L108 70ZM159 68V70H161L163 73V77H161V79H160V84L157 86V87H150L151 86V84H152V80H153V78L151 77V74L153 73V75L155 76V74H154V72L153 71H155L156 69H158ZM208 68V67H207ZM206 68V69H207ZM247 68V67H246ZM249 68V70L250 71H252V69H250ZM259 68V69H258ZM8 69H10V70H8ZM62 69L63 70H67V72H66V70L65 71H62ZM76 72V70H77V72L76 73H72V72H74L73 70ZM102 69V70H101ZM181 69V70H182ZM195 69V68H194ZM205 69V68H204ZM205 69V70H206ZM8 70V71H7ZM22 70V71H21ZM23 70H24V73H23ZM25 70H26V72H25ZM33 70V71H32ZM36 72H35V71ZM49 70H52V71H49ZM57 70V71H56ZM80 70H82V71H84V72H82V71H80ZM88 72H87V71ZM106 70H107V72H108V76L106 75L107 73H105V75H104V72H106ZM126 70V71H125ZM153 70V71H152ZM177 70V71H178ZM198 70H200V71H198ZM208 70V69H207ZM248 70V71H249ZM255 70V71H256ZM261 70H262V72H261ZM41 71V72H40ZM60 71H58V74H64V73H61ZM98 71V72H97ZM141 71H143L142 69H140V70H138V71H136V72H141ZM183 71V70H182ZM209 71V70H208ZM243 71H245V68H244V70L242 69V72ZM247 71V72H248ZM250 71H249V73H250ZM18 72V73H17ZM27 72H30V73H27ZM47 72H49V73H47ZM80 72H82V74L80 73ZM85 72H87V74L85 75ZM115 72V73H116ZM118 72V73H119ZM122 72H123V74H122ZM204 72H206V71H204ZM246 72V73H247ZM27 73V74H26ZM52 73V74H51ZM83 73H84V75H83ZM98 73V74H97ZM103 73V74H102ZM178 73V72H177ZM197 73V74H198ZM256 76H257V74L259 73V72H257V74H256V72H253ZM10 76H9V75ZM16 74V75H15ZM43 74V75H42ZM64 74V79L66 78L65 76H67V75H69V74ZM92 74V75H91ZM95 74V75H94ZM127 74V75H126ZM196 74V75H197ZM18 75V76H17ZM42 75V76H41ZM49 75V76H48ZM52 75V77H50ZM97 75V77H100V78H103V75H104V79L106 78L105 76H107L108 77V79L106 78V80H108V81H106V80H102V79H97V77H95ZM115 75V74H114ZM113 75V76H114ZM152 75V76H153ZM179 75V74H178ZM199 75V74H198ZM14 76V77H13ZM47 78H46V77ZM89 76V77H88ZM110 76V77H111ZM127 76V77H126ZM150 76V77H149ZM24 77V78H23ZM32 79H31V78ZM34 77H36V78H34ZM77 77H79V78H77ZM96 78V80L94 79V78ZM180 77V76H179ZM180 77V78H181ZM189 77H191V80H189L190 78ZM258 77V76H257ZM256 77V78H257ZM260 77V80L262 79ZM19 78V79H18ZM34 78V79H33ZM70 79V77H68L67 76V78L66 79ZM87 78V79H86ZM124 78V79H123ZM152 78V79H151ZM25 79V80H24ZM30 79V80H29ZM41 79V80H40ZM71 79L69 80V82L71 81ZM94 79V80H93ZM193 79V80H192ZM34 80L36 81V82H34ZM118 80H117V83H118ZM138 80V81H137ZM259 79L256 81L257 83L260 81ZM264 78L261 80V82H260V88H259V90H257V92L259 91V93H258V97H260L261 98V101L259 100V104H261V106H263L264 104ZM25 81H26V83H25ZM38 81H39V83H38ZM65 81V80H64ZM83 81V82H84ZM98 81H100V82H98ZM113 81H115V79H113L112 80V82ZM134 81V82H133ZM193 81V82H192ZM24 82V83H23ZM35 84H34V83ZM68 82V81H67ZM92 82V83H91ZM104 82H106V83H104ZM136 82V83H135ZM196 82V83H195ZM33 83V84H32ZM118 83V84H119ZM132 83H135V84H132ZM195 83V84H194ZM25 84V85H24ZM30 84V85H29ZM49 84V85H48ZM87 84V83H86ZM263 84V85H262ZM21 85V86H20ZM24 85V86H23ZM119 85H121V84H119ZM131 85H132V87H133V85H134V87L133 88H131ZM143 85H147V87H149L148 89H149V91L148 92H150V95H145V96H143L142 97V86ZM195 85V86H194ZM258 85V86H259ZM32 86V87H31ZM42 86V87H41ZM54 86H55V88H57V89H59V90H56L55 88H54ZM107 86V87H106ZM109 86V87H108ZM112 86H114V90L112 89H110V87H112ZM137 86V87H136ZM17 87H18V89H17ZM23 87H25L24 88V90H26V91H24L23 90ZM46 89H45V88ZM48 87V88H47ZM52 87V88H51ZM66 87V88H65ZM179 87L182 89H180L179 90ZM2 88V89H1ZM36 88V89H35ZM60 88H62L63 90H60ZM175 88V89H174ZM186 88V89H185ZM190 88V89H189ZM193 88H195V89H193ZM262 88V89H261ZM7 90L6 92H10L8 95L6 94V92H5V90ZM17 90V92H16V90ZM28 89V90H27ZM38 89V90H37ZM48 89V90H47ZM135 89V90H134ZM184 89V90H183ZM2 90H3V92H5L4 93V96H5V98H4V96H3V92H2ZM9 90V91H8ZM12 92H11V91ZM13 90H15V91H13ZM117 90H119V91H117ZM131 90V91H130ZM135 91V93H134V91ZM138 90V91H137ZM140 90V91H139ZM179 90V91H178ZM262 90V91H261ZM20 91V92H19ZM22 91H23V93H22ZM37 91H38V93H37ZM50 91V92H49ZM57 91L59 92V94L57 93ZM109 91H111V92H109ZM185 92V94L184 93H182V92ZM26 92V93H25ZM33 92H34V94H33ZM41 92V93H40ZM46 92V93H45ZM48 92V93H47ZM131 92V93H130ZM137 92V93H136ZM256 92V93H257ZM29 93V94H28ZM45 93V94H44ZM51 93V94H50ZM57 93V94H56ZM95 93V92H94ZM115 93H116V95H115ZM139 93V94H138ZM141 93V94H140ZM177 93V94H176ZM18 94V95H17ZM25 94H26V96H25ZM35 94H37V95H35ZM39 94V95H38ZM47 94V95H46ZM134 94V95H133ZM139 96H138V95ZM22 95V96H21ZM33 95V96H32ZM56 95V96H55ZM131 95H132V97H131ZM136 95V96H135ZM255 95H257V94H255ZM260 95V96H259ZM14 96V97H13ZM23 96H24V98H23ZM28 96V97H27ZM59 96V97H58ZM102 97V98H100V97ZM134 96V97H133ZM140 97L141 96V98H138V97ZM2 97V98H1ZM11 97V98H10ZM18 97V98H17ZM38 98L39 99V102L38 101H36V98ZM56 97V99L57 100H55L54 98ZM97 97V96H96ZM255 97V96H254ZM258 97H257V100H258ZM9 98H10V100H9ZM15 98V99H14ZM23 98V99H22ZM25 98H27V99H25ZM49 98V99H48ZM97 98V99H98ZM117 98V99H116ZM134 100H133V99ZM135 98H136V100H137V104L135 103ZM256 98V97H255ZM21 99H22V101H21ZM33 99H35L34 101L35 102H37V103H35V102H33ZM43 99V100H42ZM48 99V100H47ZM111 99V100H110ZM116 99V100H115ZM12 100V101H11ZM18 101V104H17V101ZM40 100H42V101H40ZM120 100V101H119ZM161 100V101H160ZM15 101V102H14ZM45 101H47V102H45ZM50 101V102H49ZM56 101H58V102H60V103H58V102H56ZM62 101V102H61ZM98 101V100H97ZM98 101V105H100L101 103ZM10 102V103H9ZM13 102V103H12ZM31 102V103H30ZM44 102H45V104H44ZM132 102V103H131ZM19 103H22V105H20ZM34 103V104H33ZM40 103V104H39ZM50 103V104H49ZM109 103H108V106L107 107H109L108 109H110L111 110V108H110V105H109ZM10 104V105H9ZM13 104V105H12ZM44 104V105H43ZM56 104V105H55ZM102 104H104V103H102ZM25 105V106H24ZM27 105V106H26ZM54 105V106H53ZM74 105V106H73ZM15 106H17V107H15ZM29 106V107H28ZM50 106H51V108H50ZM59 106H61V107H59ZM101 107H104L105 108V106L103 105H100ZM100 106H99V108H100ZM157 106V107H156ZM12 107V108H11ZM36 107H37V109H36ZM53 107H54V109H53ZM71 107V108H70ZM11 108V109H10ZM28 109V110H26V109ZM30 108V109H29ZM56 108V109H55ZM59 108H60V110H59ZM63 108H64V112H62L63 111ZM74 108V109H73ZM103 108V109H104ZM155 108H157V110L155 109ZM16 109V110H15ZM61 112H59L58 110ZM65 109H68L66 112H65ZM100 109H102V108H100ZM193 109H195L194 110V112L195 113H197L199 110V107L197 106L196 108H193ZM23 110V111H22ZM32 111V113H30L31 111ZM35 110V111H34ZM62 110V111H61ZM71 110H73L72 111V113H70V111ZM79 110H80V112H79ZM109 110V111H110ZM156 110V111H155ZM2 111H0V137H4L3 139L2 138H0V147H2L1 148V150H0V165H2V166H4L5 164L7 165V168H8V171L9 172H11L12 170V172H11V175H13V174H18V172H19V170H17V169H21V171L23 170L22 169V166H23V168H24V165H23V162H22V159L21 158H19V156H16V153L14 152L16 149H13V148H15L16 146L15 145H17V142H19L18 140H19V138H17V137H19V135H17L18 133V131L16 130V128L14 127V125L12 126V123H11V121L9 120V119H7L6 118V116H4V112L2 113ZM16 113H15V112ZM54 112V113H53ZM78 113V114H75V113ZM193 112V111H192ZM10 113V112H9ZM36 113V114H35ZM53 115H52V114ZM64 113H66L67 114V118L65 117V114ZM81 113V114H82ZM3 114V115H2ZM56 114H58V115H56V117H54ZM70 114H72L73 115V117H70V119L71 118H73V120H69L68 118H69V116H70ZM152 114V115H151ZM16 115V116H15ZM62 115H64V116H62ZM117 115V114H116ZM34 116V117H33ZM54 117V119L52 118V117ZM59 116H61V117H65L66 119H67V121L66 122H63V121H65L66 119H56V118H58ZM160 116V117H159ZM131 117V118H132ZM29 118V119H28ZM6 119V120H5ZM55 119L56 120H59V124L57 125V123H54L55 122ZM110 119V120H109ZM118 121H117V120ZM161 121H160V120ZM27 120H29V121H27ZM63 120V121H62ZM116 120V121H115ZM7 121V122H6ZM22 121H20V122H22ZM51 123H53L54 125H57L56 127L53 125V124H50V122ZM54 121V122H53ZM61 121H62V123H61ZM163 121H164V123H163ZM170 121H172V122H170ZM4 122V123H3ZM27 122V123H26ZM57 122V121H56ZM160 122V123H159ZM167 124H166V123ZM11 125H10V124ZM64 123H66V124H64ZM119 123V124H118ZM161 123H162V125H161ZM173 123V124H172ZM31 124H32V126H31ZM62 124V125H61ZM123 124V125H122ZM170 124V125H169ZM6 125V126H5ZM116 125V126H115ZM126 125V126H125ZM127 125H128V127H127ZM174 125V126H173ZM208 125H209V123H208ZM10 128H9V127ZM59 126V127H58ZM112 126V127H111ZM120 128H119V127ZM148 126H149V128H148ZM166 126V127H165ZM7 127V128H6ZM32 127V128H31ZM34 127V128H33ZM49 127V128H48ZM54 129H56V130H54ZM162 127V128H161ZM4 128V129H3ZM129 130H128V129ZM168 128V129H167ZM179 128H181V130L179 129ZM8 129H9V131H8ZM50 129V130H49ZM114 129V130H113ZM117 129V130H116ZM119 129V130H118ZM121 129V130H120ZM150 129V130H149ZM11 130V131H10ZM48 130H49V133H48ZM149 130V131H148ZM164 130V131H163ZM169 130V131H168ZM180 130V131H179ZM17 131V132H16ZM119 131V132H118ZM15 133V135H14V133ZM54 132H55V134H54ZM116 134H115V133ZM126 132V133H125ZM136 132H137V134H136ZM175 132V133H174ZM11 133V134H10ZM13 133V134H12ZM31 133V134H30ZM121 133V134H120ZM147 133V134H146ZM166 133V134H165ZM37 134V135H36ZM38 134H39V136H38ZM44 134H46V135H44ZM47 134L49 135V136H47ZM124 134V135H123ZM131 134V135H130ZM169 134V135H168ZM173 134V135H172ZM176 134V135H175ZM12 135H13V137H12ZM17 135V136H16ZM119 135H121V136H119ZM123 135V136H122ZM127 135V136H126ZM144 135V137H145V139L147 138L146 136ZM166 135V136H165ZM178 135V136H177ZM9 136V137H8ZM16 136V137H15ZM131 137L130 139H129V137ZM136 136V137H135ZM143 136V135H142ZM164 136H165V138H164ZM170 136V137H169ZM12 137V138H11ZM111 137V138H110ZM132 137H133V139H132ZM168 137V138H167ZM15 138V139H14ZM38 140H37V139ZM164 138V139H163ZM161 139H163V140H161ZM171 139H168L167 141H169L170 142V140ZM12 140H15V142L14 141H12ZM64 140V141H63ZM107 140V139H106ZM123 140V141H122ZM166 140H164V141H166ZM2 141H4V142H2ZM7 141V142H6ZM17 141V142H16ZM133 141V142H132ZM10 142V143H9ZM12 142H13V144H12ZM77 142H78V144L80 145V149H83V148H85V146H84V143L83 142H81L80 140H77ZM9 143V144H8ZM35 143V144H36ZM108 143V142H107ZM113 143L114 144H116V145H113ZM164 143V144H163ZM15 144V145H14ZM40 144V143H39ZM110 144H108V146L110 145ZM161 144V145H160ZM13 145V146H12ZM78 145V146H79ZM159 145V146H158ZM166 145V146H165ZM114 147V148H115ZM143 147V146H142ZM10 148V149H9ZM12 148V149H11ZM78 148V147H77ZM78 148V149H79ZM3 149V150H2ZM9 150V151H8ZM10 150H11V152H10ZM14 150V151H13ZM21 152V155L23 154L22 152L23 151H20ZM15 153V155H14V158L12 157L13 155L12 154H14ZM160 154V155H159ZM1 155H2V157H1ZM101 155L102 156H104L102 153H101ZM100 155V153H99V156H101ZM132 155V154H131ZM131 155H130V157H131ZM137 156V155H136ZM17 157V158H16ZM134 156H132V158H133ZM3 158V159H2ZM19 158V159H18ZM134 158H136V157H134ZM133 158V159H134ZM17 159H18V161H20V162H22V166H20V163H19V165H18V161H17ZM87 159L88 158H86V159H84V161L86 162L87 161ZM90 159V158H89ZM106 159V160H105ZM139 159V160H138ZM108 160V161H107ZM4 161H5V164H4ZM105 161V162H104ZM3 162V163H2ZM87 162H89V160L87 161ZM115 162V163H114ZM117 162V163H116ZM2 163V164H1ZM90 163V162H89ZM88 163V165H90ZM121 163V164H120ZM123 163V164H122ZM8 164H9V166L11 167V165H12V167L9 169V166H8ZM87 164V163H86ZM170 164H173V162H170ZM14 165H15V167H14ZM17 165H18V167H17ZM113 165H111V166H113ZM5 168H6V166H5ZM6 168V169H7ZM110 168H112V167H109V169H108V166L104 169V168H99V170L100 171H105L106 170V172H104V174H111V175H113V174H115V173H110L109 171L107 172V170H111ZM164 167L163 166H159V165H157L156 167H154V171H153V174H154V177H157V178H161V176H160V174L162 173L163 175H165V173H167L165 176H167V175H169V171H167V170H165V168L163 169ZM12 169V170H11ZM159 169H161V170H159ZM162 169H163V171H162ZM16 170V171H15ZM96 170V169H95ZM98 170V169H97ZM167 171V172H166ZM8 172V173H9ZM99 172V171H98ZM16 174V175H17ZM106 174V175H107ZM108 174V175H109ZM161 174V175H162ZM111 175H109V176H111ZM116 175V174H115ZM156 175H159L160 177H158V176H156ZM162 175V176H163ZM114 176V175H113ZM113 176H111L113 179L115 178V177H113ZM165 176H163V178H165ZM157 178L155 179L154 178V180H155V183H157V181H159V180H157ZM166 178H169V176L168 177H166ZM0 182H1V179H0ZM8 189H10V190H12V185L10 184V185H6V186H3L2 185V183H0V196H3V198L5 199V200H7L6 201V204H5V202H4V205L6 206V208H8V210H10L11 212L12 211H14V210H16V211H18L20 214L22 213L23 215H25V216H29L30 217V215H28V213H29V211H30V209L32 208V205H33V203H30V204H32V205H30L29 206V204H25V203H23L21 200H19V199H17V197H15V198H13L14 196L12 195V191L10 192V190H8ZM217 190H218V188H217ZM114 191H112V193H113ZM9 195H12L11 197L9 196ZM110 195V194H109ZM111 196V195H110ZM263 196L264 195H262V198H263ZM261 198V199H262ZM16 199H17V201H16ZM95 199V198H94ZM13 200V201H12ZM15 200V201H14ZM263 201H264V198L262 199ZM13 202V203H12ZM17 202V203H16ZM18 202H19V204H18ZM23 204H22V203ZM138 203V202H137ZM162 203H165V202H162ZM14 204H15V206H14ZM131 203H129V205H130ZM20 205H21V207H20ZM166 205V204H165ZM17 206V207H16ZM28 207V209H27V207ZM131 206H133V204H131ZM23 207V208H22ZM15 208V209H14ZM22 208V209H21ZM101 208L103 209H98V211L99 212H97L96 211V214L97 213H99V218H97V219H100V216L102 215V214H104V215H102V217L103 216H106L107 215V211L101 206ZM101 210H102V212H101ZM22 211V212H21ZM24 212V213H23ZM27 212V213H26ZM104 212V213H103ZM17 213V212H16ZM21 214V215H22ZM27 214V215H26ZM30 214V213H29ZM70 215V214H69ZM68 215V217H67V219H66V223H65V227H66V231L68 232V233H70V231H71V233H74L73 235H76V233H78V232H81V228H80V222H79V220L77 219V218H74V217H72V216H69ZM16 219H18L17 217H16ZM103 220V219H102ZM78 221V222H77ZM104 221V220H103ZM2 222V221H1ZM99 222V223H98ZM100 222H102L101 221V219H100V221H97L96 222V224L99 226H97L98 228H99V231H98V228H97V230L96 231H94V233L97 235H100V237L97 235V237H99V238H101L102 240H106L107 241V243L112 247V248H116L115 250L116 251H119V252H117V253H124L123 251H122V249L124 250L125 248L126 249H128V251H130L131 250V246H130V242L128 241V239H126V238H121V236L122 235H117L118 236V238L116 237H113L112 235L110 236L109 234H110V232H108L109 230H107L108 229V226L107 225H105V223H100ZM102 225V226H101ZM2 226H3V224H2ZM103 226H104V228H105V226H106V229H104L103 230ZM68 227V228H67ZM73 228V229H72ZM80 230V231H79ZM6 231H8L5 227H4V229H2L1 228V226H0V242H1V244L3 243V245H4V243H5V241L7 242L8 240L9 241H11V243H9L8 242V244H10V245H12V246H10V245H7L8 246V250H9V248L10 247H12V248H10V250H12L13 252H9L8 250V254L10 255V254H15V249H16V247H17V249H16V251L18 252V251H20L19 253H21V254H18V255H20L21 256V259H22V255H23V258H25L27 255H28V252H24L23 254H22V252H23V250L21 251V249H20V245L19 246H16L15 247V245H13L14 243H15V241L17 240V242L16 243H19V241H18V239H16L15 237H14V235L15 234H13V237H14V240H13V238H12V233L11 234H8V233H10V232H6ZM76 231H78V232H76ZM99 232V233H98ZM70 233V234H71ZM102 233V234H101ZM107 233H108V235H107ZM7 235H9V236H11V240H10V237L8 238V236ZM84 237L82 238V240H84V242L85 243H87V242H89V243H87V244H85L86 246L89 244L90 245V242L92 243L91 245H94V246H92L93 248H97V247H99V248H97V250H98V252H96L95 254H96V256L98 257V262H95V264H101L104 260H106V261H111V262H117L118 263V257H119V255H116V254H113L112 252H110L108 249H106L105 247H103L98 241L99 240H97V239H95V237L92 239V237H91V239H90V237L88 236H86V235H83ZM110 236V237H109ZM120 236V237H119ZM7 237V238H6ZM16 237H19V236H16ZM107 237H109V239L107 238ZM98 238V239H99ZM107 238V239H106ZM111 238H112V240H111ZM6 239V240H5ZM8 239V240H7ZM116 239V240H115ZM91 240V241H90ZM96 240V241H95ZM112 242H111V241ZM114 240H115V242H114ZM118 240V241H117ZM12 241H13V243H12ZM105 241V242H106ZM124 242V244H122ZM15 243V244H16ZM99 244V246H97V244ZM113 243V244H112ZM7 244V243H6ZM20 244V243H19ZM85 245H84V247L81 249H79L78 248V251H80V255H82V254H84L85 253V250H83V249H85ZM88 245V247H90ZM96 245V246H95ZM128 245H129V247H128ZM116 246V247H115ZM13 247H15V248H13ZM19 248V249H18ZM71 248H73L74 249V247H72L71 246ZM100 248H102V249H100ZM130 248V249H129ZM72 249V250H73ZM125 251V250H124ZM16 252V253H17ZM6 254H7V252H5ZM73 253H75V252H73ZM131 255H133V253L134 252H129ZM136 253V252H135ZM6 254H5V257H6ZM8 254H7V256H8ZM67 254V255H66ZM65 255L66 256H63V257H65V259H63L62 260V264H77V262H78V264H82L81 262H79L80 260H82L81 258H80V260H79V257H81V256H75V257H73L74 256V254L73 255H71L72 253H66ZM77 254V253H76ZM79 254V253H78ZM18 255H13L14 256V259L16 260L17 258L15 257V256H18ZM106 255V256H105ZM110 255V256H109ZM114 256V257H113ZM9 257V256H8ZM8 257H6V259L4 258V256H2V258H1V256H0V264H2L3 262V264H5V263H9L10 264V261H11V263H13V259L11 260V258H13V257H11V255H10V259L8 258ZM19 257V256H18ZM72 257V258H71ZM111 257H113V258H111ZM3 258L5 259L3 262H2V260H3ZM74 258H78V259H74ZM112 260H111V259ZM20 259V260H21ZM7 260H9V262L7 261ZM19 260V261H20ZM116 260V261H115ZM18 261V259L16 260V262ZM18 261V262H19ZM71 262V263H70ZM158 262H156V264H157ZM86 264H88V263H86ZM119 264V263H118ZM160 264V263H159Z\"/></svg>","mask_w":264,"mask_h":264}]
</instances>
